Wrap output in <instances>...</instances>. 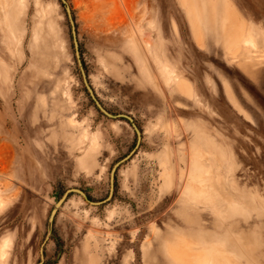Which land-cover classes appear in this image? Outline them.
I'll list each match as a JSON object with an SVG mask.
<instances>
[{"label":"rangeland","instance_id":"rangeland-1","mask_svg":"<svg viewBox=\"0 0 264 264\" xmlns=\"http://www.w3.org/2000/svg\"><path fill=\"white\" fill-rule=\"evenodd\" d=\"M65 1L140 139L60 0H0L5 264H264V0Z\"/></svg>","mask_w":264,"mask_h":264},{"label":"water","instance_id":"water-1","mask_svg":"<svg viewBox=\"0 0 264 264\" xmlns=\"http://www.w3.org/2000/svg\"><path fill=\"white\" fill-rule=\"evenodd\" d=\"M60 2L64 6L66 18H67V20L69 22V26H70V30H71V39H72V44H73V49H74V56H75L77 66H78L80 74H81L82 83H83L87 93L89 94V97L91 98V100L93 101V103L95 104L97 109L102 114H104L106 117L111 118V119H116V118L124 119V120H126L127 122H129L131 124V126L133 127V129L135 131V134L137 136V144H136V148H137L140 137H139V131L136 129V127L133 124L132 118H130L127 115H122V114H119V115H116V116H112L109 113H107V111H105L104 108L101 106V104L97 101V99L95 97V94L93 92V89L89 85V82L87 80V76H86V74H85V72L83 70V67H82V64H81V61H80L79 44H78L77 35H76V31H75L74 21L72 20V17H71V11H70L69 7L66 5V1L65 0H60ZM130 156L131 155H129L126 158H124L121 162L115 164L113 166V168L111 169V173H110V192H109L108 197H107L106 200L101 201V202H97V203H91V202L87 201V197H86V195L83 192H81V191H79L77 189H70V190H67L65 192L64 196L62 197V199H60L58 201L57 205L62 204L64 202V200L66 199V197L69 194H71V193L79 194L85 201H87L89 204H91L93 206H101V205H103L105 202H107L111 198L112 188H113V175H114V173L116 172L117 168L123 162H125L126 160H128L130 158Z\"/></svg>","mask_w":264,"mask_h":264},{"label":"bare ground","instance_id":"bare-ground-1","mask_svg":"<svg viewBox=\"0 0 264 264\" xmlns=\"http://www.w3.org/2000/svg\"><path fill=\"white\" fill-rule=\"evenodd\" d=\"M249 41H244L243 44H249L247 43ZM234 45H238V43L236 42ZM75 125H79L78 122H75L74 123ZM85 133V132H84ZM88 134V133H87ZM86 134V135H87ZM85 135V136H86ZM92 136V135H91ZM85 138V137H84ZM86 139V138H85ZM89 141V140H88ZM204 167V166H203ZM207 170V168H204V170ZM204 172V171H203ZM206 173H208V171H205ZM205 175V174H204ZM194 177V176H193ZM206 186V185H205ZM204 188V187H203ZM7 244V241L4 242L3 244H0V257H3L4 256V250H3V247ZM203 258V257H202ZM195 262V261H194ZM193 262V263H194ZM237 263V262H236ZM197 264H234L233 262H230L228 260H226L222 255H214L213 256H209L207 257L206 259H199L197 261Z\"/></svg>","mask_w":264,"mask_h":264},{"label":"crops","instance_id":"crops-1","mask_svg":"<svg viewBox=\"0 0 264 264\" xmlns=\"http://www.w3.org/2000/svg\"><path fill=\"white\" fill-rule=\"evenodd\" d=\"M0 264H5L4 257H0Z\"/></svg>","mask_w":264,"mask_h":264}]
</instances>
